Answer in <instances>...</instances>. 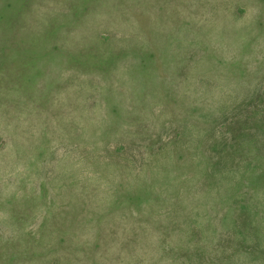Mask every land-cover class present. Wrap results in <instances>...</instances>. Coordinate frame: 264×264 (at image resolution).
<instances>
[{
    "label": "rangeland",
    "instance_id": "1",
    "mask_svg": "<svg viewBox=\"0 0 264 264\" xmlns=\"http://www.w3.org/2000/svg\"><path fill=\"white\" fill-rule=\"evenodd\" d=\"M0 264H264V0H0Z\"/></svg>",
    "mask_w": 264,
    "mask_h": 264
}]
</instances>
